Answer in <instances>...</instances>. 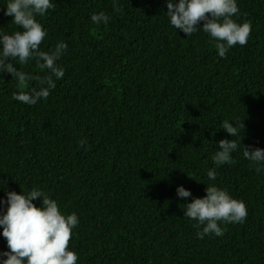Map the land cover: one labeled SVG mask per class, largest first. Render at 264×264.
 Masks as SVG:
<instances>
[{
	"label": "trees",
	"instance_id": "16d2710c",
	"mask_svg": "<svg viewBox=\"0 0 264 264\" xmlns=\"http://www.w3.org/2000/svg\"><path fill=\"white\" fill-rule=\"evenodd\" d=\"M237 2L235 18L251 20L252 31L220 58L202 29L187 37L170 24L167 0H53L37 17L48 32L40 48L68 43L63 79L29 106L13 93L36 81L21 89L0 74V201L2 188L39 187L63 214L75 212L77 264H264V170L243 156L244 147L264 149V0ZM6 5L0 0V31L11 34L19 29ZM101 11L107 25L90 19ZM14 67L46 71L33 60ZM226 119L243 124L238 137L220 128ZM222 139H240L235 163L214 164ZM213 167L248 216L199 239L181 207L206 195ZM178 186L192 197H178Z\"/></svg>",
	"mask_w": 264,
	"mask_h": 264
},
{
	"label": "clouds",
	"instance_id": "9594fccd",
	"mask_svg": "<svg viewBox=\"0 0 264 264\" xmlns=\"http://www.w3.org/2000/svg\"><path fill=\"white\" fill-rule=\"evenodd\" d=\"M166 6L167 17L176 30L190 37L202 29L217 41L220 58H226L235 45L248 43L252 22L240 23L235 18L240 13L237 0H167ZM53 7V0H7L5 7V15L12 17L11 22L19 30L11 34L0 31V74L10 73L21 89L26 88L28 82L36 81V86L29 91L13 93L14 100L29 106L46 100L66 71L59 61L67 52L68 43L61 40L49 51L40 48L48 32L37 17H43ZM90 19L94 24L107 25L110 16L101 11L92 14ZM30 60L46 70L45 73L33 75L14 67ZM243 127L240 120L226 119L220 125L232 137H238ZM217 145L218 150L212 157L214 164L235 163L233 153L238 150L240 139H222ZM243 156L256 171L264 170V149L244 147ZM217 175L216 168H210L207 177L211 183L205 184L206 195L193 197L192 202L181 207L183 217L196 222L193 227L199 239L207 235L223 236L222 224L244 223L248 216L246 203L215 183ZM2 189L7 199L0 204H6L7 210L0 215L3 229L0 235L6 238L9 251L0 252V264H77L78 254L69 249V241L79 224L78 215L75 212L63 214L57 200L39 187L20 194ZM176 193L180 198L192 197V192L183 186H178ZM37 198L42 199L39 207L33 203Z\"/></svg>",
	"mask_w": 264,
	"mask_h": 264
}]
</instances>
